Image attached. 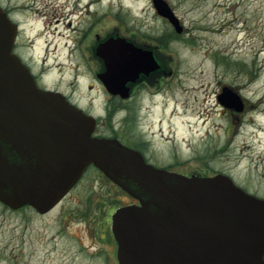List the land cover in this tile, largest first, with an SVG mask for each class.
<instances>
[{"label": "rangeland", "instance_id": "374dc122", "mask_svg": "<svg viewBox=\"0 0 264 264\" xmlns=\"http://www.w3.org/2000/svg\"><path fill=\"white\" fill-rule=\"evenodd\" d=\"M166 1L178 33L150 0H0V7L22 27V57L103 123L105 134L141 141L147 162L185 174L223 172L264 197V0ZM112 30L158 43L161 71L126 107L104 104L108 92L91 71L96 60L87 58L94 35ZM70 37L79 40L74 55L65 45ZM219 55L231 63H217ZM224 84L241 97L240 111L216 100ZM132 200L92 171L44 213L0 202V264H118L109 215Z\"/></svg>", "mask_w": 264, "mask_h": 264}, {"label": "water", "instance_id": "95a60500", "mask_svg": "<svg viewBox=\"0 0 264 264\" xmlns=\"http://www.w3.org/2000/svg\"><path fill=\"white\" fill-rule=\"evenodd\" d=\"M175 32L182 25L166 0H150ZM15 23L0 7V202L49 210L88 163L136 199L116 206L110 232L118 264H264V198L223 172L181 173L155 166L114 137L91 135L93 116L54 90L38 87L12 51ZM150 46L106 35L95 46L104 88L121 97L128 82L159 64ZM240 111L238 93L215 95Z\"/></svg>", "mask_w": 264, "mask_h": 264}, {"label": "flooded vegetation", "instance_id": "af4514ba", "mask_svg": "<svg viewBox=\"0 0 264 264\" xmlns=\"http://www.w3.org/2000/svg\"><path fill=\"white\" fill-rule=\"evenodd\" d=\"M1 8L6 12L7 16L15 23L16 25V34H15V38H14V41H13V44H12V51L19 57V59L27 66L29 72L31 73L32 77H33V80L35 82V84L38 86V87H41V88H44V89H50V90H54V91H58L60 92L64 98L72 103L73 105L79 107L83 112L87 113V114H90L89 111L87 109H84L82 107H80L77 103V99L76 98H72L69 94L65 93L63 90H60L59 88H57L56 86H50L48 85L45 80H47V78L44 79V75H43V68L41 66H39V68L37 70H33L30 63L28 61H26L23 57H22V54H21V47L19 46L18 42H17V37L18 35L20 34V30H22V27L19 25V21L18 20H13L11 18V16L9 15V12L6 10V8L4 6H1ZM43 9V8H42ZM44 15V13H41ZM120 35L118 34L115 30H112V32L108 33L107 35ZM127 40L131 41L132 43H134L135 45L137 46H140L141 48H145L148 45V43L146 41H144L143 39H135L134 37L132 36H124ZM159 38L160 37H157V40L158 42L159 41ZM103 38L99 39L96 37V35H94V39L93 41L90 43V45L86 48L87 50V53H88V56L87 58H92V59H95V66H94V69L92 68V72L93 74L97 77V79L100 81V79L98 78L97 74L99 72H101L104 68H103V62L101 60V58L96 54L95 52V46L98 42H100ZM157 44L158 43H150V47L153 51V55H154V58L155 60L157 61L158 63V52H156L155 50H157ZM66 45V49H67V52L69 55H74V50L78 49L79 48V40H75L73 39L72 37L69 38V42L65 44ZM83 54V52H82ZM157 56H156V55ZM86 58V59H87ZM159 64V63H158ZM161 71V68L158 66L156 69L152 70V71H149L147 72L146 74H140L139 75V78H137L134 82H128L127 85H128V94L126 97H121L118 93H111V92H108V95H106L105 98V103H107V107H110L111 106H124L126 107L127 106V99L128 97L131 95V93H134L136 92L141 86L144 85V83L146 84L147 82L148 83H152L153 81L156 80L157 76L159 75ZM101 82V81H100ZM102 84V83H101ZM104 87V86H103ZM126 103V104H125ZM89 105V104H88ZM94 118V124H93V128H92V131H91V135H96V136H108V137H114L116 138L119 142H121L122 144L124 145H127V146H130L132 148H135L137 149L138 151L141 152L143 158L145 161H148V159L146 158V156L143 154L142 150L140 149V147L138 146V144H141L142 142L141 141H137V140H134V138H132L129 142L128 141H123L120 136L118 135H113V134H105V131H103V129L105 128V125H103V123H101L98 119H96V117H93ZM116 129L115 127H113L112 125L110 126V130L111 129ZM116 131H118V129H116ZM150 162V161H149ZM152 163V162H151ZM153 165H155L154 163H152ZM155 166H161V167H164L166 169H168L167 166H164V165H155ZM92 171H96V172H100L102 173L100 170H98L93 164L91 163H88L84 170L82 171V173L78 176V178L73 182V184L69 187V189L62 195V197L55 203L57 204L58 202H61L64 197L70 192L72 191L74 188L78 187V185L81 183L82 179L89 173V172H92ZM103 174V173H102ZM104 175V174H103ZM105 176V175H104ZM106 177V176H105ZM107 178V177H106ZM109 179V178H108ZM110 180V179H109ZM111 181V180H110ZM113 182V181H112ZM114 183V182H113ZM116 184V183H114ZM117 185V184H116ZM118 186V185H117ZM119 187V186H118ZM122 189V188H121ZM264 198V197H263ZM114 200V198H113ZM108 203L111 202V200H107ZM136 202V199L133 198V200L131 202ZM54 204V205H55ZM53 205V206H54ZM23 206H26V205H23ZM52 206V207H53ZM116 206L113 207V209L115 208ZM111 214V212H110ZM103 224L106 223V213L104 212L103 214ZM109 218H110V215H109ZM110 230V228H109ZM107 231V229H106ZM111 233V232H110ZM112 235V234H111ZM115 252V250H114ZM115 255V254H114Z\"/></svg>", "mask_w": 264, "mask_h": 264}, {"label": "trees", "instance_id": "16d2710c", "mask_svg": "<svg viewBox=\"0 0 264 264\" xmlns=\"http://www.w3.org/2000/svg\"><path fill=\"white\" fill-rule=\"evenodd\" d=\"M214 59H215V61L217 62V63H221V64H223V65H225V66H228L230 63H231V60H229L226 56H224V55H219V56H215L214 57ZM116 109V108H115ZM114 108H112L111 110H115ZM110 110V111H111Z\"/></svg>", "mask_w": 264, "mask_h": 264}]
</instances>
